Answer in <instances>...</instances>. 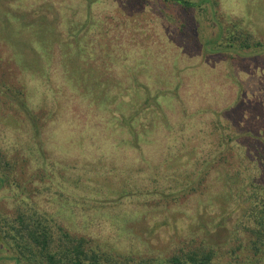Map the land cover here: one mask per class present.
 <instances>
[{
  "label": "rangeland",
  "instance_id": "1",
  "mask_svg": "<svg viewBox=\"0 0 264 264\" xmlns=\"http://www.w3.org/2000/svg\"><path fill=\"white\" fill-rule=\"evenodd\" d=\"M263 201L264 0H0V218L264 264Z\"/></svg>",
  "mask_w": 264,
  "mask_h": 264
},
{
  "label": "trees",
  "instance_id": "2",
  "mask_svg": "<svg viewBox=\"0 0 264 264\" xmlns=\"http://www.w3.org/2000/svg\"><path fill=\"white\" fill-rule=\"evenodd\" d=\"M189 9L195 0H168ZM233 34V33H231ZM230 34V35H231ZM242 39L244 47L256 40L254 35L242 30L231 35L230 41ZM260 44V42H255ZM258 212L257 235L264 244V201ZM30 213L19 212L14 216L0 218L6 227L5 242L20 264H210L215 257L209 248L180 249L158 259L136 258L114 249H104L86 235L70 231L59 219L40 212L36 208Z\"/></svg>",
  "mask_w": 264,
  "mask_h": 264
}]
</instances>
